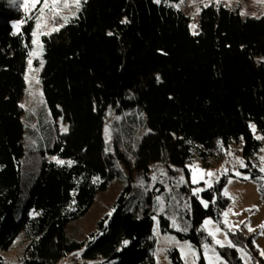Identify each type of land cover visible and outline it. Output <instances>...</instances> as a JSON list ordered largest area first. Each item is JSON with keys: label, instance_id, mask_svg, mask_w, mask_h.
<instances>
[{"label": "trees", "instance_id": "trees-1", "mask_svg": "<svg viewBox=\"0 0 264 264\" xmlns=\"http://www.w3.org/2000/svg\"><path fill=\"white\" fill-rule=\"evenodd\" d=\"M176 2L87 0L59 31L41 37L42 94L68 132L23 167L18 104L35 19L13 0H0V264H57L79 251L82 260L100 264H155L152 201L144 196L127 206L131 184L111 215L84 239L66 233L69 222L116 178L114 164L129 168L116 145L113 154L104 152L103 122L111 105L117 112L143 114L146 132L131 161L139 175L156 162L184 167L194 156L208 167L233 145L253 169L250 176L259 175L252 162L264 144V15L244 17L222 4L202 6L193 35L190 18ZM225 183L222 178L202 192L207 207L191 196L190 213L178 222L182 228L190 225L187 232L173 230L166 216L159 217L163 234L198 249L199 264H204L201 245L210 243L200 228L206 218L220 222L229 203L221 193ZM19 236L21 257L7 263L4 254ZM229 237L234 247L218 249L229 264H243L235 247L263 263L252 234L238 230ZM167 256L171 264H183L176 249Z\"/></svg>", "mask_w": 264, "mask_h": 264}, {"label": "rangeland", "instance_id": "rangeland-1", "mask_svg": "<svg viewBox=\"0 0 264 264\" xmlns=\"http://www.w3.org/2000/svg\"><path fill=\"white\" fill-rule=\"evenodd\" d=\"M13 1L16 2V4L18 3L19 7L24 11L23 7L20 6L23 0ZM69 3L71 4V0H69ZM205 4H222L229 8L236 9L240 12V15L244 17L260 18L264 15V0H178V2L173 5L175 7L179 5V7L176 8L190 18L189 30L192 34L194 32L197 34L199 31L200 11L198 12L197 9H200L202 6L204 7ZM40 7L41 4H37L36 9L27 13V15L34 17ZM76 12L77 10L74 5L69 8H63L60 15L54 20L51 18L47 19L41 32H53V27L60 28L61 25L65 24V21L61 19L60 16L69 19L74 16ZM47 15L50 17L51 14ZM192 25L196 27L193 29L191 27ZM43 35L45 34L39 36L40 43ZM33 39L34 37L32 35V47L30 52L37 50V45L33 43ZM29 59L32 60L31 66L28 63ZM41 61H43L42 65ZM43 67L44 60L42 58V49L34 56L28 54L24 74L25 88L23 96L18 104L21 112L20 120L24 129L22 141L24 154L20 161L23 167L29 165L31 161L39 155L42 149H46L54 137L57 135L65 136L68 132V124L61 116L54 117L44 100L40 85V75ZM37 80H39V83H36ZM21 105H24V107H21ZM106 114L107 116L104 118L103 122L104 152L106 154H113L114 145H116L119 152L124 155L126 161L130 162L129 168H126L122 164H114V169L117 173L116 178L109 184L105 191L96 193L91 206L83 215L70 221L66 226V233L70 238L82 240L86 235L94 231L97 222L112 212L113 204L122 190H124V187L131 184L132 190L127 198V206H131L135 202L142 200L144 196V199L151 198L152 201L151 209L153 217H156L155 220L153 219L152 229V234L155 239L153 251L155 264H171L167 256V251L173 248L178 251L182 263L184 264V259L181 256L179 248L165 239V237H174L175 239L176 237L171 233L163 234L160 231V224L157 228L159 217L160 215L166 216L169 219L170 227L176 230L172 227V218L174 217L176 219L177 224L179 220L186 218L187 213H190L189 201L191 196L197 197L201 202L202 192L210 189L220 179L225 178L226 183L221 193L228 199L229 203L221 213V220L220 222H216L212 218H206L204 221H211V224L208 225L210 229H220V232L217 234V239L221 241H224L225 238L227 241H231L229 234H233L238 230L243 231L246 235L252 234L253 244L263 263H259L252 257L251 262L252 264H264V257L260 254V252L264 250V229L260 227L264 224V172L260 171L261 168H264V160H262V158H264V144L261 146L252 162L253 167L259 172V175H255L254 177L250 176L253 169L247 166L242 158L239 146L235 145L231 146L229 150L225 152L222 160L208 167L203 166L198 157L194 156L184 167H174L166 163L156 162L150 164L148 173L139 175L132 168L131 161L133 160L132 154L135 149L136 141L146 132L142 124L143 114L137 109H130L128 111L121 110L117 112L113 105L109 107ZM65 129H67V131H65ZM255 137L257 138L260 136L256 134ZM238 161H243L245 166L242 167ZM193 166H197L195 170L197 182L195 183L193 182ZM25 171L26 169L23 170V172ZM186 171L188 175H186ZM209 172L214 173V175H205ZM161 173H165V175H161ZM237 173H239V175H237ZM153 176L156 177L155 180H153ZM245 176H248L249 179H244ZM181 177H183L182 183L180 182ZM25 178L24 176L20 204L25 196ZM229 181H231V183H229ZM195 189H201V191L193 195V190ZM157 196L162 197L160 204H157ZM202 205L205 207L204 203H202ZM161 208H163L162 211ZM225 213H228V215L225 216ZM225 220L228 222L227 225L225 224ZM204 221L202 222L201 228ZM249 228L252 230L249 231ZM154 229L158 231V235L154 234ZM205 234L208 236L207 232H205ZM208 237L210 238V243H208L209 246L215 247L216 251L219 253L218 249L221 247L216 246L211 237ZM180 242L183 243L184 241ZM22 243L23 238L19 236L15 240L12 249L4 254V259L7 263H17L19 261L21 250L17 245ZM235 248L246 250L242 247ZM196 250L199 257L197 264H199L201 257L197 248ZM201 250L203 258L204 253L202 247ZM246 252L249 253L247 250ZM237 253L242 263L245 264V260L241 258V253L238 251ZM80 255V251L73 255H68L62 258L57 264H69V261L75 257L81 260V264H100L99 260H82ZM203 262L206 264L204 258ZM225 264L229 263L225 260Z\"/></svg>", "mask_w": 264, "mask_h": 264}, {"label": "snow or ice", "instance_id": "snow-or-ice-1", "mask_svg": "<svg viewBox=\"0 0 264 264\" xmlns=\"http://www.w3.org/2000/svg\"><path fill=\"white\" fill-rule=\"evenodd\" d=\"M86 3L87 0H71V4L69 3V0H23V2L21 3V7H23L25 13H29L31 12L33 9H36V5L37 4H41V7L37 10V13L34 17L29 16L28 18H34L36 25H35V30L33 31L32 35L34 37L33 39V43L37 45V50L30 52L29 55L30 56H34L36 54H38V51L40 49H42V44L39 41V36L42 34H50V33H43L41 32L42 27L45 26L47 19L51 18V19H55L57 16L60 15V12L62 11L63 8H69L71 6H75L76 10L79 11L81 4ZM157 3H160V0H156ZM208 4H205V7H208ZM176 7L178 8L179 5H176ZM197 11L199 12L200 9H197ZM47 14H51L50 17ZM61 19H63L65 21V23H67L68 18L67 17H63L60 16ZM23 23V22H21ZM63 25H61L62 27ZM193 29L196 27L195 25L191 26ZM52 31H59L58 27H53ZM193 34H196L195 32ZM29 65L31 66L32 64V60L29 59L28 61ZM43 64V61H41V65ZM27 79V77H26ZM157 79H159V77H157ZM36 83H39V80L36 81ZM21 107H24V105H21ZM65 131H67V129H65ZM253 131H255V128L253 126ZM257 139H260V137H257ZM262 160H264V158H262ZM58 164L63 165L65 162L62 160H57L56 161ZM242 167H244V163L243 161H238ZM69 166H71V161L67 162ZM194 172H193V182H197L196 180V176H195V170L197 169V166H193ZM261 172H264V168L260 169ZM161 175H165V173H161ZM205 175L207 176H212L214 175V173H206ZM237 175H239V173H237ZM156 177L153 176V180H155ZM244 179H249L248 176H245ZM180 182H183V177H181ZM229 183H231V181H229ZM141 186H142V182H141ZM199 191H201V189H195L193 190V195H196ZM156 201L157 204H160L162 201V197L161 196H157L156 197ZM201 203H204L205 207H207V204L202 200ZM187 206V205H186ZM163 210V208H161V211ZM250 211V210H248ZM109 215H111V213H109ZM228 213H225V216H227ZM153 219L155 220L156 217H153ZM227 220H225V224L227 225ZM211 224L210 220H205L204 224L202 226V228L200 229V231H205L208 233V236L211 237L212 241L214 242V244L218 247H234V245L232 244L231 241H227V239L225 238L224 241H221L220 239H217V234L220 232L219 228H216L215 230H212L208 227V225ZM159 227V223H157V228ZM172 227L176 229V231H184L187 232L188 227H190V225L181 228L177 222L176 219L173 217L172 218ZM262 229H264V224H262L260 226ZM231 230V229H229ZM252 229L249 228V231H251ZM154 234L158 235V231L154 229ZM165 239L170 242L171 244L175 245L176 247L179 248L180 252H181V256L184 259V264H197V260L199 259L198 255H197V250L196 248L188 241H184L183 243H181L180 241L176 240L174 237H165ZM125 244H127V241L124 242ZM201 247L203 248V253H204V261L206 262V264H225V260L222 258L221 254H219L215 247H210L208 243H203L201 245ZM238 252L241 253V258L245 260V264H252L251 262V255L249 253L246 252V250L244 249H240L237 248L236 249ZM261 256L264 257V250H262L260 252Z\"/></svg>", "mask_w": 264, "mask_h": 264}, {"label": "built area", "instance_id": "built-area-1", "mask_svg": "<svg viewBox=\"0 0 264 264\" xmlns=\"http://www.w3.org/2000/svg\"><path fill=\"white\" fill-rule=\"evenodd\" d=\"M69 264H80V263H79V261L76 260V259H71V260L69 261Z\"/></svg>", "mask_w": 264, "mask_h": 264}]
</instances>
